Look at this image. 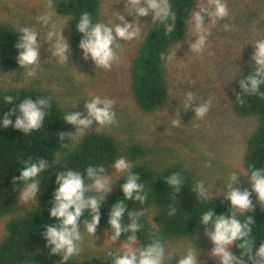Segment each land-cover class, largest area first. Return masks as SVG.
Wrapping results in <instances>:
<instances>
[{
  "label": "rangeland",
  "instance_id": "rangeland-1",
  "mask_svg": "<svg viewBox=\"0 0 264 264\" xmlns=\"http://www.w3.org/2000/svg\"><path fill=\"white\" fill-rule=\"evenodd\" d=\"M99 2V22L115 23L114 13L123 14L125 0ZM204 3L207 6V0ZM226 3L229 16L207 25L210 36L199 55L188 51V42L194 38V34L187 23L184 38L170 49L165 62L168 102L156 112L144 114L137 110L131 99L129 72L131 60L144 34L152 26H148L150 15L141 18L140 22L145 28H142L139 38L120 42V47L115 49L118 60L110 70L105 71L95 68L90 60L82 59L80 51L71 48L67 63L51 56L55 38L46 40L47 33L54 31L59 34L61 30L62 37L67 40L69 21L58 16L53 8L46 7L47 0H0V24L17 31L20 26H31L42 40L41 65L33 66L36 75L27 76V69L24 68L0 71V89L33 86L49 93L61 109L70 112H83V102L92 96L113 99L117 123L104 128H96L93 123L83 136L72 137L70 147L92 132L106 133L122 147L128 143L139 144L146 151L140 162L156 169L179 165L197 183H203L208 197L213 196L214 200L228 205L223 196L229 191L230 175H246L243 159L248 139L257 127L256 119L240 118L235 113L231 101L232 87L237 78L252 66V46L258 39L264 38V0H226ZM195 9L196 3L192 10ZM44 15L49 16L47 25L38 21V17ZM124 18L126 21L132 19L127 15ZM204 22H208L206 16ZM225 25H228L227 29ZM188 91L195 94L197 103L205 100L211 102L209 112L203 119L194 117L191 109L185 110L182 101ZM177 118L181 124L172 126L171 122ZM120 157L129 161L123 154ZM129 163L132 166L133 163ZM123 174L111 172V169L104 174L111 175V191ZM246 180V176L240 177L235 186L250 191ZM250 199L252 207L264 208L256 201L254 194ZM18 203L26 207L34 204L33 201L23 202L19 199ZM7 219H0V242ZM109 236L107 232L96 231L95 238L81 229L80 251L68 260L86 256L109 258V253L117 252L128 243L112 242ZM192 245L197 250L198 261L208 260L218 264V258L210 255L212 245L205 233L167 241L163 247V264H176V259L185 255ZM134 246L137 247L136 244ZM52 256L60 259L59 255Z\"/></svg>",
  "mask_w": 264,
  "mask_h": 264
},
{
  "label": "clouds",
  "instance_id": "clouds-1",
  "mask_svg": "<svg viewBox=\"0 0 264 264\" xmlns=\"http://www.w3.org/2000/svg\"><path fill=\"white\" fill-rule=\"evenodd\" d=\"M124 5L127 11L124 7L123 14L114 13L115 23L94 21L88 12H82L75 24V31L80 34L77 47L81 52V57L90 60L95 68L105 71L111 69L118 60L115 49L120 47V42L139 38L142 28H145L140 22L141 18L150 15L148 26L164 25L166 34L175 29L176 13L172 10L169 0H125ZM53 6L54 0H47L46 7L51 9ZM125 15L132 19L126 21ZM205 16L207 23L204 22ZM227 16H229V9L226 0H207V6L204 0H196V9L190 10L189 18L186 20L191 25L194 34V38L188 42V51L196 55L201 54L210 36L207 25L215 24L216 21ZM38 21L47 25L49 16H40ZM225 28L227 29L228 25H225ZM53 39L54 51L50 53L51 56L54 55L61 62L67 63L70 46L62 37L61 30L59 34L54 31L47 33L46 40ZM41 42L38 33L31 26H20L15 44L17 53L15 61L20 69H27L26 75L29 77L36 75L33 66L41 65ZM252 48L250 59L253 63L249 74L237 81L240 92L236 94L235 101L238 104L244 103L243 96L245 95L264 97V93L260 91L261 86L264 85V38L258 39ZM161 59H164L163 55ZM3 103L14 106L15 118L14 120L11 118L13 110L5 112L3 116H0V128L6 129L11 126L22 135L38 131L44 125L45 116L50 108L48 97H39L35 100L26 97L14 104L13 97L5 95ZM182 103L185 110L191 109L194 117L203 119L209 112L211 102L205 100L197 103L195 94L188 91ZM114 104L115 101L111 98L92 96L83 102V112H65L60 118L66 125L72 126L74 132L59 133L57 140L64 141L68 137L83 136L93 123L96 128L116 124ZM171 123L172 126L181 124L178 118ZM48 167V162L43 158L23 161L18 177L13 178V183L17 180L19 184L23 183L22 189L19 190L18 199L20 201H33L36 206L41 191V180L38 177ZM104 171L102 165H89L84 169L83 174L67 169L54 175L55 188L52 193L51 206L48 209V217L58 223L44 226L42 237L45 247L49 248V254L60 256V264H66L70 257L79 253L81 228L90 236L95 237L100 221V210L106 202V195L111 191L113 183L110 180L111 175H104ZM112 171L126 175L123 183L120 184L123 200L118 199L108 208L106 225L110 229L109 239L116 242L123 233H128V243L117 252L109 253L111 264H163L164 248L159 239H153L142 247L134 246L137 242L136 233L141 229L138 218L142 213L126 210L124 202L132 201L143 204L146 199L144 185L139 183V176L131 171L129 161L123 157H118L112 162ZM245 176L247 177L245 182L249 185L250 191L248 188L241 190L235 186L238 179ZM245 176L236 173L230 175L229 191L226 196H223L231 209L228 215L215 214L213 208L210 207L199 217V224L205 228V236L212 245L210 255L218 258V264H245L242 259L245 255L248 256V264H264V243H259V247L256 248L254 254L252 253L255 245L250 238L253 225L252 216H247L242 221L235 214L238 212L243 215L252 211L250 197L253 194L256 201L264 206V168L249 166L248 174ZM163 181L177 193L181 191L183 179L179 173H171L164 177ZM193 191L197 193L198 199L209 196L202 182L196 183ZM212 199H214L213 196ZM86 211L90 219L82 222L81 217ZM175 212L176 209L170 206L168 215H174ZM125 215H127L128 222L122 223ZM233 246L242 250L240 256L233 254L231 251ZM176 264H204V262L198 261L197 250L192 245L185 255L176 259Z\"/></svg>",
  "mask_w": 264,
  "mask_h": 264
},
{
  "label": "trees",
  "instance_id": "trees-1",
  "mask_svg": "<svg viewBox=\"0 0 264 264\" xmlns=\"http://www.w3.org/2000/svg\"><path fill=\"white\" fill-rule=\"evenodd\" d=\"M172 10L176 13L175 29L165 33L164 25H152L144 34L137 52L130 65V96L137 110L144 114L156 112L166 105L169 99L168 84L165 72V62L170 49L182 41L186 34L190 10L196 0H169ZM99 0H54L55 13L69 21L67 42L74 51L80 34L75 31V24L82 12H88L94 21L99 17ZM19 31L11 26L0 24V71L20 69L15 61V44ZM163 55L164 59H161ZM250 68L245 70L232 87L231 101L235 113L240 118H254L257 127L249 137L243 166L246 175L249 166L264 168V97L259 95L243 96L244 103L238 104L235 96L240 92L237 81L249 74ZM260 91L264 93V85ZM11 95L13 103H19L26 97L33 100L39 97L50 98V108L45 116L44 125L35 132L22 135L21 132L8 128H0V219L8 218L5 233L0 242V264H60V259L50 255L42 237L44 226L58 223L49 219L48 209L51 206L52 193L55 188L54 175L67 169L84 173L89 165H102L105 174L111 169L112 162L122 154L133 163L131 171L139 176V183L144 185L146 199L143 204L125 201L126 210L142 213L138 218L141 229L136 233L137 247L159 239L164 244L170 240L192 238L205 233V228L199 224L200 215L213 208L215 214L228 215L229 205L223 204L210 197L198 199L193 191L197 183L194 177L183 167L176 165L168 168L156 169L140 162L146 154L144 148L135 143H128L124 147L110 135L103 132L86 134L76 145L70 147L72 137L64 141L57 140L59 133H73V127L66 125L60 118L66 110L61 109L51 95L33 86L0 89V116L13 110V105L3 103V96ZM43 158L49 167L42 172L41 191L35 204L21 206L18 203L19 190L23 183L13 178L18 177L23 161H35ZM171 173H179L183 179L181 191L164 184L163 178ZM125 173L120 177L115 189L106 195V202L100 210V221L96 231L110 234L106 225L108 208L118 199L123 200L120 184L125 179ZM52 176V177H51ZM86 183H89L86 181ZM212 199V200H211ZM176 209L174 215H168L169 207ZM237 218L244 220L252 216L253 225L250 238L255 244L254 254L259 243H264V208L255 206L252 211L243 215L235 213ZM90 219L87 211L81 221ZM125 215L122 223H127ZM83 229V228H81ZM128 233H123L118 242H128ZM237 244L239 242H236ZM234 255L240 256L241 249L231 248ZM248 264V256L242 258ZM204 264H214L204 260ZM66 264H111V259L105 257L86 256L67 260Z\"/></svg>",
  "mask_w": 264,
  "mask_h": 264
}]
</instances>
